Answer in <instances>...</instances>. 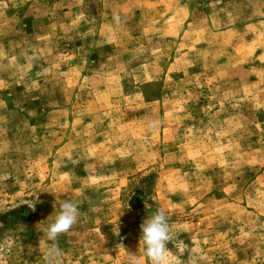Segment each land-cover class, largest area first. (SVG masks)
I'll list each match as a JSON object with an SVG mask.
<instances>
[{"label": "rangeland", "instance_id": "374dc122", "mask_svg": "<svg viewBox=\"0 0 264 264\" xmlns=\"http://www.w3.org/2000/svg\"><path fill=\"white\" fill-rule=\"evenodd\" d=\"M67 199L59 264H150L159 208L176 264H264V0H0V264Z\"/></svg>", "mask_w": 264, "mask_h": 264}, {"label": "clouds", "instance_id": "9594fccd", "mask_svg": "<svg viewBox=\"0 0 264 264\" xmlns=\"http://www.w3.org/2000/svg\"><path fill=\"white\" fill-rule=\"evenodd\" d=\"M117 26L121 23L119 15L113 17ZM159 126V121L152 120L148 123V129L154 131ZM81 216L79 206L70 200H62L59 205V212L54 221L44 229V236L49 241L46 250L47 264H59L62 256V249L59 246V237L69 233L73 226L78 223ZM141 238L145 246L144 256L150 264H176L172 250L167 245L172 239V227L169 224L168 216L163 208L141 224ZM128 264H142L141 258L135 253H128Z\"/></svg>", "mask_w": 264, "mask_h": 264}]
</instances>
